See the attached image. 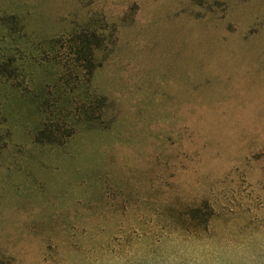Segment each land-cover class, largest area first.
<instances>
[{
  "label": "rangeland",
  "instance_id": "rangeland-1",
  "mask_svg": "<svg viewBox=\"0 0 264 264\" xmlns=\"http://www.w3.org/2000/svg\"><path fill=\"white\" fill-rule=\"evenodd\" d=\"M84 27L104 43L74 94L106 98L101 123L74 101L75 133L37 144L30 98L82 80L69 48ZM8 57L21 87L0 83L1 260L264 264V0H0Z\"/></svg>",
  "mask_w": 264,
  "mask_h": 264
},
{
  "label": "trees",
  "instance_id": "trees-1",
  "mask_svg": "<svg viewBox=\"0 0 264 264\" xmlns=\"http://www.w3.org/2000/svg\"><path fill=\"white\" fill-rule=\"evenodd\" d=\"M1 20L10 30L22 32L23 27L18 26V23L20 24V22L17 17H1ZM103 43L104 39L97 29L84 27L79 32L74 33L70 37L69 49L76 58H81L83 60L82 80L76 78L78 81L75 82V79L72 80L68 77H64V75H58L59 78H56L54 82L45 81L40 91L33 94L32 98H30L31 100H34L33 104L36 105V110L39 112L41 119L40 127L37 129L33 137L37 144L62 145L75 133L74 125L72 126L66 122L68 114L65 111V108H62L64 105L70 104L74 101L78 102L79 105L75 109L76 116L83 117L88 122L90 121V124L98 125L101 123L103 110L107 105L106 98L93 91L92 96L95 104L90 107L89 105H86L90 96L86 94L85 96L80 97L75 95L74 91L79 89V81L85 85V89L88 91L90 90L91 74L99 66L92 62V51L93 49L101 48ZM12 62L13 59L11 57H8V59L4 61H0V83L2 85H8L10 89L17 88L19 90L21 85L18 84V81H11V73L15 71ZM67 69V67L66 70L65 68L60 69V72L66 73ZM2 77L6 78L4 82L1 81ZM67 90L70 93H68ZM21 92L25 93V95H21V97H26V94L29 92L28 87L25 85L23 89H21ZM8 99L11 100L12 95L5 98L6 103H8ZM90 110L92 112L95 111V114H89ZM1 124L2 119L0 117V125ZM0 264H6V262L0 259Z\"/></svg>",
  "mask_w": 264,
  "mask_h": 264
}]
</instances>
